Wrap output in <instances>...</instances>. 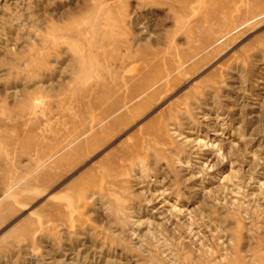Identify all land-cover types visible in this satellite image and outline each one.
Segmentation results:
<instances>
[{"label": "rangeland", "instance_id": "obj_1", "mask_svg": "<svg viewBox=\"0 0 264 264\" xmlns=\"http://www.w3.org/2000/svg\"><path fill=\"white\" fill-rule=\"evenodd\" d=\"M260 261L264 0H0V264Z\"/></svg>", "mask_w": 264, "mask_h": 264}, {"label": "bare ground", "instance_id": "obj_2", "mask_svg": "<svg viewBox=\"0 0 264 264\" xmlns=\"http://www.w3.org/2000/svg\"><path fill=\"white\" fill-rule=\"evenodd\" d=\"M52 159H53V157H52ZM54 159H56L55 157H54ZM46 161V160H45ZM46 163H48V162H46ZM44 177V176H43ZM260 264H264V262L263 261H260Z\"/></svg>", "mask_w": 264, "mask_h": 264}]
</instances>
